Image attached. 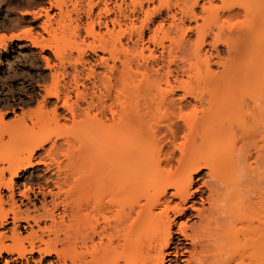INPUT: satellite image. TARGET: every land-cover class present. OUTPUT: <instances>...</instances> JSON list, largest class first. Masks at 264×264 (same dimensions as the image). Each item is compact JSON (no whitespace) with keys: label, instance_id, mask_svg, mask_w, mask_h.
Masks as SVG:
<instances>
[{"label":"bare ground","instance_id":"obj_1","mask_svg":"<svg viewBox=\"0 0 264 264\" xmlns=\"http://www.w3.org/2000/svg\"><path fill=\"white\" fill-rule=\"evenodd\" d=\"M167 1L27 0L0 38L44 65L0 100V264H264V0Z\"/></svg>","mask_w":264,"mask_h":264},{"label":"rangeland","instance_id":"obj_2","mask_svg":"<svg viewBox=\"0 0 264 264\" xmlns=\"http://www.w3.org/2000/svg\"><path fill=\"white\" fill-rule=\"evenodd\" d=\"M26 1L25 0H0V38L4 37L5 38L4 42L8 43L7 39H9L8 38L9 35L17 31L16 29L11 28L12 27L11 24L15 23L14 21L16 17L18 16V14L26 8L24 4ZM162 1L163 0H160V1L154 0L155 4L153 3V6L159 5V3H161ZM174 1L175 0H168L167 2L172 4ZM218 4H220V2ZM189 38L191 42L195 41L196 39L194 34H190ZM24 43L25 42L13 41L9 43V46L7 47L6 50L0 49V100H1V105L4 107V109H7V110H10L11 107L13 106L14 108H16L17 113L20 112V108L27 110V109H32L35 107V98L37 99L38 97L33 95L34 92L32 93V89L26 90V88H24L23 90L22 86L25 84L26 87H29V81H28L29 77L43 71V66H44L42 65L43 62H41V60L37 58L38 56L33 58V64H31V60H28L26 59L27 57L26 58L24 57L25 55L28 54V50L22 47ZM73 55L76 56V53H73ZM221 55L222 57L227 56L225 52H223ZM242 63L245 64V61L241 62V64ZM244 64L242 65L244 66ZM214 69H217V68L215 67ZM12 72H17V73H20L21 75H18L14 78H10V75L12 74ZM44 72H45L44 74L46 75L48 74V70H45ZM24 79L26 81H23ZM35 79L39 81L37 77ZM192 82L193 84L195 83L194 81ZM192 82H191V85H192ZM261 83H264V81ZM259 85H260V82H259ZM33 86L35 85L33 84ZM192 86H195V85H192ZM20 88H22V90H19ZM35 91H37V88L35 89ZM31 94L33 95L30 99L31 101H33L32 103L28 105L18 104L19 102L18 99L22 101L24 100L25 102L29 101V97L27 95H31ZM5 119L7 121L12 120L13 114L12 113L7 114L5 116ZM3 149L4 148L0 149V151H2ZM28 171L31 172L32 170L29 169ZM29 172H23L22 174H20L22 175L21 178L17 180L20 183H22L24 179L27 177V175L29 174ZM184 220H185L184 218H178L176 221L181 222ZM10 226L11 225H8V227Z\"/></svg>","mask_w":264,"mask_h":264}]
</instances>
